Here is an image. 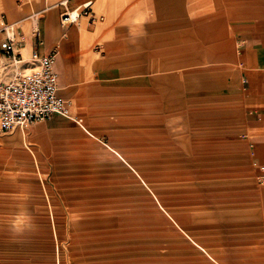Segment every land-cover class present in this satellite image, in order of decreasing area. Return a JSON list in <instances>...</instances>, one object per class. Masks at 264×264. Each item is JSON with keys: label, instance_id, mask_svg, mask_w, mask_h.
I'll list each match as a JSON object with an SVG mask.
<instances>
[{"label": "rangeland", "instance_id": "obj_1", "mask_svg": "<svg viewBox=\"0 0 264 264\" xmlns=\"http://www.w3.org/2000/svg\"><path fill=\"white\" fill-rule=\"evenodd\" d=\"M63 1L0 0L31 38L29 13L41 33L53 12L56 54L85 44L62 91L75 121L0 131V264H264V184L234 82L237 39L264 0L230 13L225 0H83L64 13ZM198 53L205 63L169 64Z\"/></svg>", "mask_w": 264, "mask_h": 264}, {"label": "crops", "instance_id": "obj_2", "mask_svg": "<svg viewBox=\"0 0 264 264\" xmlns=\"http://www.w3.org/2000/svg\"><path fill=\"white\" fill-rule=\"evenodd\" d=\"M82 1L83 0H64L59 4V7L63 13L66 11L71 12L73 11V8ZM139 1L142 3L143 0ZM166 1L168 2V0H156V5L160 8H164ZM127 3L128 0H125V5H127ZM89 4L91 6L93 5L92 2ZM225 5L226 8H228V12L235 10L240 6L239 0H225ZM83 6H80L76 9H81ZM78 11L73 13V15L76 14V17H78L77 20L81 17ZM8 12L12 20L7 15L2 14L0 16V26L3 19L7 23L17 24L19 31H21L25 36V41L23 44H21L20 48L21 53L26 59H28L35 50H38L40 53L46 55L53 53L55 44L57 43L58 38H60V32L56 28V16L53 12L49 13L47 18L43 21V32H41L42 34L40 38L43 42L42 45L37 43L36 37L31 38L29 34L26 33L23 20H19L21 15L14 7L10 6ZM40 13L41 12L32 10L27 16V20L30 23L29 29L32 33L35 28V24L40 30ZM33 15H36V22L32 21L31 19ZM13 19L17 21H14ZM90 20H97L92 10ZM70 24L73 23H69L66 26ZM75 31L80 32L79 29H72L66 35L70 34L71 36ZM64 37H62L61 40H63ZM222 38V33H220L218 37V47L223 46ZM84 45V42L79 40V37L77 39L74 37L72 40L64 41L63 48L68 49L69 52L67 58L65 57V53H57L56 55L54 67L59 77V86H61L60 94L63 97H65V95L62 93V91L67 89L70 79L75 78L76 73L74 72V69L78 67V58L80 59L79 55H82L83 53L82 48L85 47ZM157 46H159V44H157ZM237 46L240 66L236 70L234 82L237 86V91L244 109L242 136L243 141L248 147L250 153V159L254 169L255 177L260 183L264 184V18L255 20L243 32V34L237 39ZM203 56L205 57V54L198 53L196 55H186L183 58L175 57L169 64H172L173 68L175 66H177V68L179 66L189 67L193 64L205 63L203 62L205 61ZM59 63L64 65L66 64L64 76L63 74L57 72L59 69ZM65 98L69 100V98ZM55 119H57V117L50 122H54ZM22 150L30 151L33 154V151L31 150L26 139L23 140ZM22 150L17 152L18 155L23 153Z\"/></svg>", "mask_w": 264, "mask_h": 264}, {"label": "built area", "instance_id": "obj_3", "mask_svg": "<svg viewBox=\"0 0 264 264\" xmlns=\"http://www.w3.org/2000/svg\"><path fill=\"white\" fill-rule=\"evenodd\" d=\"M90 6L84 7L86 15L91 14V9L87 12ZM71 14L62 16V26L76 22L71 20ZM31 19L36 22V15ZM34 27L33 34L42 45L40 30L36 24ZM24 41L25 36L17 24L3 19L0 26V131L23 130L56 117L75 121L71 101L60 94L54 67L56 52L46 55L35 50L26 59L20 48Z\"/></svg>", "mask_w": 264, "mask_h": 264}, {"label": "bare ground", "instance_id": "obj_4", "mask_svg": "<svg viewBox=\"0 0 264 264\" xmlns=\"http://www.w3.org/2000/svg\"><path fill=\"white\" fill-rule=\"evenodd\" d=\"M66 17H69V15ZM70 17H71V20H76L78 18V17H76V14L73 15V13L70 15Z\"/></svg>", "mask_w": 264, "mask_h": 264}]
</instances>
